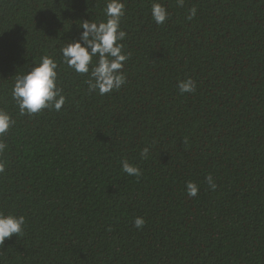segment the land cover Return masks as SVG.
I'll return each instance as SVG.
<instances>
[{
    "label": "trees",
    "instance_id": "obj_1",
    "mask_svg": "<svg viewBox=\"0 0 264 264\" xmlns=\"http://www.w3.org/2000/svg\"><path fill=\"white\" fill-rule=\"evenodd\" d=\"M107 2L0 0V109L15 120L0 212L26 221L0 264H264V0H158L162 25L154 0H123L127 82L99 95L60 50ZM44 55L65 104L20 115L15 77ZM188 77L196 90L181 93Z\"/></svg>",
    "mask_w": 264,
    "mask_h": 264
},
{
    "label": "clouds",
    "instance_id": "obj_2",
    "mask_svg": "<svg viewBox=\"0 0 264 264\" xmlns=\"http://www.w3.org/2000/svg\"><path fill=\"white\" fill-rule=\"evenodd\" d=\"M185 0H177V5L183 7ZM106 20L99 22L83 20L79 25L83 31L78 39L68 40L61 47L63 63L68 68L79 74H87L86 83L90 93L105 95L113 90H119L127 82L125 73L122 71L124 62L129 54L123 51L126 32L121 29V18L125 14L123 0H108L104 10ZM152 19L156 24L162 25L169 17L167 8L154 0L151 6ZM196 15V8L189 10L188 19ZM93 58H97L93 63ZM91 66V67H90ZM58 64L48 55L39 58L30 70L17 74L12 88V99L19 108L20 115L33 116L44 109L60 111L65 104L66 96L63 89L58 86ZM177 87L181 93H193L196 90V82L188 77L179 80ZM15 124L11 114L0 109V155L7 148L2 139L9 129ZM149 155V147L141 150V158L146 159ZM5 170V162L0 160V173ZM122 171L129 176L140 177L141 169L127 160L122 161ZM210 188L215 189L216 184L209 174L206 177ZM187 194L195 197L199 187L193 181L186 182ZM25 217L0 212V245H4L7 238L14 234L21 235L25 226ZM146 221L143 217L134 219V227L142 228Z\"/></svg>",
    "mask_w": 264,
    "mask_h": 264
}]
</instances>
